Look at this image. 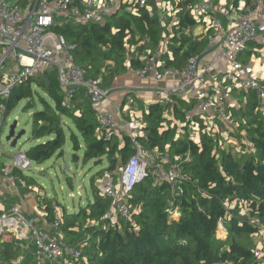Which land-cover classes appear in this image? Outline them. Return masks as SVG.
I'll list each match as a JSON object with an SVG mask.
<instances>
[{"label": "trees", "instance_id": "trees-1", "mask_svg": "<svg viewBox=\"0 0 264 264\" xmlns=\"http://www.w3.org/2000/svg\"><path fill=\"white\" fill-rule=\"evenodd\" d=\"M187 2L179 5V30L174 31L168 45L173 54L168 63L177 69H182L189 57L201 55L209 44L208 39L193 41L182 33L195 26L186 11ZM47 31L63 36L73 46L75 62L84 69L85 76L97 80L107 91L117 76L129 70L127 62L130 69L142 67L140 55L147 49L154 50L162 34L167 33L159 18H150L144 9L136 15L115 14L104 25L69 23ZM125 41L129 47H137V54L128 55ZM34 86L48 96L53 106L38 96L42 110L32 115V138L46 141L25 152L31 163L41 164L56 153L61 156L66 129L74 152L80 150L79 136L84 142L82 162L107 158L108 168L98 173L100 178L106 171L111 172L128 161L133 154L128 139L124 137L121 143L115 136L97 138L95 111L90 106L77 114L76 96L71 98L70 107L63 106L64 95L55 70L15 86L6 102L5 117L22 100L29 101L24 111L32 107ZM233 93L239 106L230 107L229 113L237 122L235 132L242 137H239L238 152L220 144L219 133L205 132L201 119L193 113L192 102L173 97L172 104L148 106V111L143 113L146 138L140 140L142 146L148 150L157 148L172 161L179 158L180 169L188 178L183 194L173 204L178 217L167 212L171 199L168 184L158 185L152 179H145L130 194L131 219L119 220L117 227H110L104 217L111 200L100 195L92 179L93 201L75 213L64 211L62 214L59 230L67 244L74 245L89 237L84 247L74 245L80 248L81 257L71 260V264H264V258L257 262L253 257V236L258 228L251 223L256 219L264 224V102L261 103L253 91L235 90ZM169 111L182 124L183 133L161 141L157 135L162 124L168 122L164 115ZM65 118L78 135L64 126ZM195 123L200 128L198 142L189 133V127ZM235 132L230 136L236 138ZM72 160L77 163L78 156L74 154ZM4 167L1 164L0 173ZM13 177L26 180L18 170H14ZM233 202L234 207L228 209L226 204ZM242 205L249 209L248 216L240 214ZM43 208H46V221L50 225L54 221V207L45 204ZM220 220L227 231L223 238L217 236ZM31 249L35 251L33 244ZM20 251V242L12 236L0 237V264H14Z\"/></svg>", "mask_w": 264, "mask_h": 264}, {"label": "built area", "instance_id": "built-area-1", "mask_svg": "<svg viewBox=\"0 0 264 264\" xmlns=\"http://www.w3.org/2000/svg\"><path fill=\"white\" fill-rule=\"evenodd\" d=\"M186 1L0 0V132L11 90L26 79L42 77L44 72L56 71L65 107H70V100L75 95H82L96 106H101L108 97L109 91L103 90L97 80L87 78L84 69L76 64L73 46L63 36L48 32L49 28L69 23L104 25L115 14L136 15L144 9L150 18H159L167 33L162 34V40L154 50L147 49L140 55L142 67L131 69L134 75L147 83L179 78L178 83L161 92L158 103L172 104L173 97L190 101L193 113L201 119L205 132L220 135L224 132L230 137L237 127L235 118L229 113V108L233 107V92L253 91L261 103L264 102V79L255 73L253 67L239 61V55L250 43L264 42V1L239 0L235 4V0H188L186 11L195 27L201 26L206 30L197 37L190 36L193 27L184 29L182 33L193 41H200L212 31L213 35L208 39L219 46L214 60L191 56L182 69H177L168 63L173 59L168 44L174 31L179 30V5ZM222 21L226 22V29ZM126 46L128 55L137 54V47H129L127 43ZM9 60L14 62V70L6 73L5 65ZM126 67L130 69L128 62ZM132 93L133 88L125 90L123 103L116 107L117 113L133 104ZM96 125L97 138L126 137L133 152L116 178L105 172L95 183L100 195L111 200L104 217L107 225L117 227L119 220L131 219L130 194L145 179H152L158 185L168 184L171 199L167 212L176 215L177 209H173V204L183 194L188 178L180 169L179 158L172 161L168 154L157 148L148 150L142 146L140 140L146 138L143 117H133L123 126L117 123L113 113L100 111ZM192 126L199 131L198 124ZM30 168V160L19 151L12 157L11 166L4 167L2 174L13 181L14 170L25 172ZM253 220L251 223L258 228V233L253 236V257L258 262L264 258V224ZM220 222L222 225V220ZM62 223L63 216L56 206L53 223L44 229L28 221L22 210L13 205L0 216V237L15 233L17 236L12 238L17 241L30 240L35 247L36 264H71V260L80 259L81 251L78 246L63 240L59 230Z\"/></svg>", "mask_w": 264, "mask_h": 264}, {"label": "rangeland", "instance_id": "rangeland-1", "mask_svg": "<svg viewBox=\"0 0 264 264\" xmlns=\"http://www.w3.org/2000/svg\"><path fill=\"white\" fill-rule=\"evenodd\" d=\"M173 22H176V19H173ZM222 23L224 29H226L225 21H222ZM200 30L205 31L206 29L204 27L198 26L197 31ZM249 49L250 47L248 45L247 50L249 51ZM256 49L257 51H255L256 53L254 54V57L262 58L264 60V56L259 55L260 50L264 51V46L259 45ZM240 59L243 61V59L246 60L247 57L245 54H243ZM5 66V70H7L9 66ZM33 91L34 96L31 103L32 107L29 110L24 111V106L29 101L22 100L9 113V115H7L3 122L0 132V166L1 164L8 167L11 166L12 157L19 151L25 153L29 148L42 144L46 141V139L36 141L32 138V115L35 112L42 110V105L38 100V96L42 97L51 106H53V103L41 89L34 86ZM111 95L112 93L109 96ZM108 97L107 99H109ZM262 105H264V103ZM164 117L169 123L165 122L164 126L162 125V128L159 129V134L157 135L158 138L161 141H164L170 136L175 137L182 135V124L173 118L171 111L165 113ZM13 123H16L14 138L8 142L6 141V138L9 135L10 127L13 125ZM64 126H69L71 131L76 133L72 123L66 118L64 119ZM173 127L176 129L172 130ZM65 131V145L63 146V154L61 156H59V153H56L46 162L41 164L31 163V168L28 171L23 172V176L26 178L24 182L28 183L25 190H30L29 193L31 196L34 197L35 201L38 200L37 204H40L38 207V212H36V217L40 218V220L46 219V208H43L45 204H50L52 207L56 206L59 209L60 214H63L64 211H67L68 214H72L78 211L80 208L85 207L88 202H92L93 189L91 181L92 179H98V173L105 171L108 168V160L106 157L99 159L102 161L99 165H95V162L98 160H92L87 163L82 162V155L85 150V145L82 138L79 136L80 150L78 152H74L72 141L69 138V130L66 129ZM198 132L199 131L195 126L191 125L189 127L190 136L195 142H198L199 139ZM235 134L236 136L238 135L236 138L233 137L234 135L227 137L226 134L222 132L220 144H223L226 147H233L235 151L238 152L240 151L239 137H242L236 132ZM74 154L78 156L79 161L77 163L73 162L72 160ZM123 166V164H120L115 170L106 172L111 173V175L116 178ZM234 205V202L232 204H226L228 209H232ZM177 214L178 212L176 215H174L175 218L178 217ZM240 214L248 216L249 209L246 205H242ZM220 223L218 225L219 229L217 230V236H222L221 238H223L227 235V231L223 225H220ZM11 235L17 236L15 233H11ZM86 243H89L88 236L74 243V245L84 247ZM25 250L26 249H24V251ZM27 250L30 252L29 247Z\"/></svg>", "mask_w": 264, "mask_h": 264}, {"label": "crops", "instance_id": "crops-1", "mask_svg": "<svg viewBox=\"0 0 264 264\" xmlns=\"http://www.w3.org/2000/svg\"><path fill=\"white\" fill-rule=\"evenodd\" d=\"M197 28L198 26L196 27L194 26L192 28L191 31L192 33L190 34L191 37L193 36L197 37L203 33L202 30L197 31ZM212 35H213L212 31L208 32V34H206L205 39H208V36H212ZM208 41H209L208 47L201 55H199L200 57H202L203 60L206 61L214 60L216 58L215 52L217 50V48L215 50H212L216 46V44L211 42L209 39ZM259 45L264 46V42L257 40L255 42L250 43L249 51L246 48L245 51L241 55H239V61L253 67L255 73L258 74L261 79H264V60L262 58L254 57V54L256 53L255 51H257L256 48ZM262 51L263 50L259 51V55L264 56V51L263 52ZM243 54H245L247 59L249 60L243 59V61H241L240 57ZM6 65L9 66V68L5 70L6 73H10L14 70L13 61L9 60V62H7ZM178 81L179 78H175V79H164L159 82L150 81L149 83H147L138 79L134 75L133 71L129 69L126 73L117 76L114 79L111 89L109 90L108 96L111 93L112 95L109 96L108 97L109 99H106V101H104L101 106L94 105L91 101L85 99L82 95H75L76 101L74 103V106L77 107V114L86 111L87 108L90 106L95 111V120L97 114L100 111H109L115 115L117 123L124 126V123L126 121H129L133 117H143V113L148 111V106L150 104H155L159 102L158 97L159 95H161V92L164 91L167 87H171L172 85L178 83ZM127 88H133V93L131 95V98L133 99V104L125 106L123 111L119 114L116 112V107L123 103L125 90ZM231 104L233 107L238 108L239 106L235 93H233ZM162 125L164 126V123ZM118 139L120 140L121 143L123 142V137L118 136ZM0 177H1L0 201H2V204L0 206V216L3 215L4 213H7L10 206L17 205L22 210L28 221H30L39 228H44V229L48 228L49 223L46 221V219L40 220V218L36 217L37 215L36 212H38V207H39L37 204L38 200L35 201L34 197H32L31 194L29 193L30 190L28 189L25 190L26 185H28V183L20 181L15 177H13L14 180L11 181L9 180V178L5 177L2 174V172L0 173ZM99 179L100 177L98 179H94V182L96 183V181ZM19 242L21 245L20 257L14 264H36L34 259V252L31 249L32 242L30 240L19 241ZM28 247L30 252H28L27 250ZM24 249L26 250L24 251Z\"/></svg>", "mask_w": 264, "mask_h": 264}, {"label": "water", "instance_id": "water-1", "mask_svg": "<svg viewBox=\"0 0 264 264\" xmlns=\"http://www.w3.org/2000/svg\"><path fill=\"white\" fill-rule=\"evenodd\" d=\"M218 46L219 45H216L212 50H215ZM93 104L96 105V103H93ZM15 127H16V123H13V125L10 127L9 135L6 138V141L9 142L12 138H14V130H15ZM101 162H102L101 160H98L97 162H95V165H99V164H101Z\"/></svg>", "mask_w": 264, "mask_h": 264}]
</instances>
